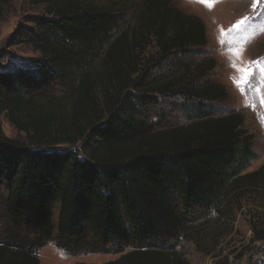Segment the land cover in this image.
I'll list each match as a JSON object with an SVG mask.
<instances>
[{
    "label": "trees",
    "instance_id": "16d2710c",
    "mask_svg": "<svg viewBox=\"0 0 264 264\" xmlns=\"http://www.w3.org/2000/svg\"><path fill=\"white\" fill-rule=\"evenodd\" d=\"M28 3L42 13L7 43L38 57L0 69V111L26 137L0 133V264H41L47 244L117 256L102 264H190L184 241L204 250L213 215L264 191V165L245 173L253 136L208 79L215 60L195 59L203 22L171 0ZM250 230L264 246V219Z\"/></svg>",
    "mask_w": 264,
    "mask_h": 264
},
{
    "label": "rangeland",
    "instance_id": "374dc122",
    "mask_svg": "<svg viewBox=\"0 0 264 264\" xmlns=\"http://www.w3.org/2000/svg\"><path fill=\"white\" fill-rule=\"evenodd\" d=\"M129 1L133 5L142 0ZM171 2L183 13L196 16L203 22L207 45L195 54V59L206 57L215 60L216 67L208 74V79L225 88L228 98L223 106L224 111L237 112L243 116L244 129L253 136L255 153V160L245 173L257 171L264 165V104L261 103V97L264 96V0ZM41 13V9L29 5L28 0H0V55L5 56L0 63L1 70L13 69L22 60L38 57L29 48L10 47L7 40L26 16ZM114 37H118V34ZM154 54L153 46H149L142 58H150ZM249 66L252 75L246 84L237 87L234 81L242 76L237 68ZM0 133L18 142L26 141L25 135L8 122L6 112L1 111ZM263 219L264 191H250L243 198L240 208L234 209L229 218L218 219L213 215L205 228L200 230L202 234L197 239L204 250L199 249L198 244L193 241H184L181 252L190 264H252L256 260L264 264V246L250 242L252 221ZM37 256L41 264H102L117 258L110 255L71 257L52 244H47Z\"/></svg>",
    "mask_w": 264,
    "mask_h": 264
},
{
    "label": "snow or ice",
    "instance_id": "6c2138e0",
    "mask_svg": "<svg viewBox=\"0 0 264 264\" xmlns=\"http://www.w3.org/2000/svg\"><path fill=\"white\" fill-rule=\"evenodd\" d=\"M244 22L246 23V21ZM237 71L241 72L242 76L239 80L234 81V83L237 84V87H241L243 84L247 83L249 76L252 75V72L250 66L245 68H237ZM262 77H264V73H262ZM257 92H259V89H257ZM261 103L264 104V96L261 97Z\"/></svg>",
    "mask_w": 264,
    "mask_h": 264
}]
</instances>
